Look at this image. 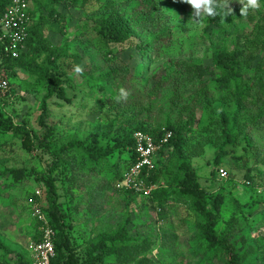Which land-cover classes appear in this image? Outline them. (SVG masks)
Masks as SVG:
<instances>
[{
  "label": "trees",
  "instance_id": "obj_1",
  "mask_svg": "<svg viewBox=\"0 0 264 264\" xmlns=\"http://www.w3.org/2000/svg\"><path fill=\"white\" fill-rule=\"evenodd\" d=\"M61 1H71L72 6L78 7L82 0H33V7L38 4V8L37 10L31 8L30 11L31 22L26 49L18 59L0 52V68L26 70L34 75L39 83L47 84L48 98L57 96L61 100H66L67 91L62 80L60 63L67 58L65 49L68 44L66 43L64 51L59 53L57 49H52L50 42L43 35L46 28L64 33L66 16L55 8V2ZM9 2V0H0V12L4 11ZM204 2L205 0H124V2L107 0L106 5L101 6L102 8L96 13L100 17L94 18L91 33L95 34L97 41L105 47L132 44L133 47L139 48L138 53L142 55L143 60L146 55L156 58L161 55L165 47L170 45L172 38L170 24L173 16L168 13L166 7L172 8L176 4L178 8L184 9L204 5L207 21L216 27H223L224 19L229 14L224 2L222 0H207L205 4ZM47 3L50 11L46 16L42 7ZM254 26V37L249 42L248 48L256 52L259 62L253 77L247 78L244 74L245 48L241 49L237 43L238 46L234 49L223 47L213 51L214 67L193 60L171 61L170 66L176 68L175 76L162 67V70L153 75L156 81L153 88H150L144 80V74L141 77L130 76V79L125 77L121 80L118 84L116 100L119 110L114 111L117 118L112 120L110 125L113 128L118 122H123V129H120L121 134L117 133L113 138L111 136L114 133L111 131L105 134L94 132L85 140L75 139L66 144H58L59 142L55 140L54 128L49 125L46 102L41 107L38 120L39 126L45 132L42 138L26 126H17L0 112L1 132L13 133L14 136L21 137L24 145L29 149L32 143L36 142L38 148L51 159L44 178L40 180L45 187L46 203L41 209L56 232L54 242L56 257L52 264H156L148 258V255L154 247L166 245L162 241L166 235L160 236L159 244L153 240H138L130 234L129 219L117 233H100L88 242L78 244L73 236L74 225L71 213L75 201L69 192L70 183L77 182L70 177L74 176L78 168L85 169L86 165L90 164L88 171L100 175L103 169L110 166L112 160L113 163L109 167L113 172L112 179L117 185L120 184L124 175L136 162L134 135L137 132L150 134L159 143L164 128L171 131L174 136L169 144L161 148L156 158V168L150 172L147 179L148 184L156 186L157 189L151 197L143 199L157 207L163 219L166 217L164 212L168 203L174 202L175 205L186 206L189 210L190 222L195 225L197 237L205 247V252L215 253L214 255L225 264H240L243 247H247V251L254 249V245L248 241L247 232L252 234L256 226L255 221L251 217L248 219L244 216L249 224L245 228L240 226L241 221L230 216V211L237 206L241 213H245L244 206H240V202L233 196L227 198L219 193L213 198L210 197L207 189L202 187L199 174L193 164L194 159L203 157L207 144L214 143L216 153L211 174L213 179H217L219 168L230 157L242 169L248 171L245 185L251 198L258 200L257 203L264 202V193H258V188L264 187V172L256 174L252 168V164L259 163L261 153L258 155L254 150L250 137L256 129L264 128V13ZM87 28L90 26L88 25ZM42 55H45V58L40 62L39 58ZM140 63L142 73L151 66L148 62ZM218 73L220 78L217 79V89L222 88L226 97L222 105L215 108L211 100L212 88L207 83L206 77H216ZM122 75L119 71L110 69L101 76L100 82H104L106 86L113 85ZM191 86L196 88V92L185 97L183 92ZM168 89L172 90V96L169 98V107L164 109L165 119L160 120V122L164 121V124L162 127L153 128V118L160 104L157 98ZM98 90L107 91L105 87H99ZM198 106H202L209 114L210 122L203 129L206 134L196 139L194 131ZM242 138L246 140L245 146H242L245 143L241 141ZM193 140L197 142L195 146L192 144ZM240 146L244 151L243 156L235 155V150ZM126 152L129 154V160L121 162L120 156ZM117 158L119 162L115 163L114 159ZM8 173L13 176L15 183L30 177L24 170L13 169ZM227 179L222 180L226 182L230 178ZM60 184L64 185L66 195L70 196L69 205L67 202H62ZM121 191L135 198L141 197L131 191ZM237 234L240 235L239 238L236 237ZM41 240L39 232L35 242ZM240 242L242 245L239 244ZM0 250H3L7 257L11 255L17 257L15 264H33L30 254L26 257L14 253L5 247L1 240ZM3 264L12 263L5 261Z\"/></svg>",
  "mask_w": 264,
  "mask_h": 264
},
{
  "label": "rangeland",
  "instance_id": "obj_2",
  "mask_svg": "<svg viewBox=\"0 0 264 264\" xmlns=\"http://www.w3.org/2000/svg\"><path fill=\"white\" fill-rule=\"evenodd\" d=\"M124 2V0H117ZM229 9L228 16L224 19L223 27L219 28L207 21V12L204 5L199 7H186L184 9L166 7L173 16L170 24L172 34L171 43L161 51V55L144 57L140 55L139 48L132 44L105 47L97 41L95 34L91 33L96 14L105 6L107 0H82L78 7L72 6L71 1L55 2V8L66 16V28L64 33H57L46 28L44 37L50 42L52 49L62 53L66 47L67 58L61 61V74L67 91V101L57 96H49L47 84L39 83L37 78L23 69L0 68V81L6 80L8 88L0 90V112L6 119L12 120L17 126H26L29 130L43 137L44 130L39 126L38 120L41 107L44 102L48 105L49 125L54 128L55 140L58 144L68 143L71 140H85L90 134L109 131L114 133L113 138L120 129L122 123L118 122L111 128V121L115 120L117 107L118 84L121 80L145 75V81L150 88L156 85L153 75L168 69V73L175 76L176 68L170 66L174 60H193L213 66V51L217 48L229 47L245 48L244 59L246 62L245 76L253 77L255 67L259 62L256 52L249 49L255 30V22L264 13V1L258 0H222ZM207 2L205 0L204 4ZM51 5V4H50ZM37 10L38 4L31 6ZM50 6L42 7L44 14L48 15ZM104 10V9H102ZM90 28H87V26ZM238 43V44H237ZM45 55L39 58L41 62ZM148 62L150 67L142 73L141 63ZM111 70L122 73L113 85H105L100 82L101 76ZM165 76V74H163ZM216 77H206L207 83L212 88L211 100L215 108L220 107L225 101L226 93L222 88L217 89ZM158 86V85H157ZM99 87H105L107 91H99ZM255 91V90H254ZM196 92V88L189 87L184 96L189 97ZM256 93V91H255ZM171 94V95H168ZM172 90L168 89L159 95L156 116L153 118L152 127H162L165 119V108L169 107V98ZM141 107L139 106L138 109ZM128 114L127 112H124ZM197 123L194 136L198 139L206 134L203 129L209 124V114L202 106H198ZM179 114V113H178ZM123 120V119H122ZM187 118L185 119V121ZM121 134V133H120ZM254 150L261 153L259 163L252 164L254 173L264 172V128L256 129L250 134ZM213 140V139H212ZM245 146L246 140L241 139ZM212 143V142H211ZM36 144V145H35ZM193 146L197 144L193 140ZM214 143L207 144L203 157L194 159L202 187L207 189L212 198L217 194L233 196L244 206V212L234 206L230 216L238 218L244 228L251 217L256 226L252 234L247 232L248 241L254 245V249L247 251L242 249V262L240 264H264V202L251 198L247 189V170L228 157L219 169H225L229 174V181H223L217 175L212 177L214 169L215 149ZM263 153V155H262ZM256 155V152L254 153ZM235 155L243 156L242 147L235 150ZM128 152L122 153L120 161L129 160ZM119 158L114 162L117 163ZM51 159L38 144L32 143L31 148L25 146L21 137L13 133L0 131V240L4 246L14 253L24 256L30 254V245L40 232L39 223L34 213V207H45V187L41 182L44 178L47 166ZM113 160L110 163L112 165ZM109 166V167H110ZM109 167L102 173H90L86 165L85 169L76 170L70 177L76 183H70V194L74 198L72 204V222L74 225L73 236L78 244L88 242L92 237L100 233L114 234L121 230L122 225L129 219L131 236L138 240H153L159 244L161 235L165 246H157L149 253L148 258L156 264H225L216 257L213 252H205V247L197 237L195 225L190 222L189 210L184 205L168 203L164 213L160 216V210L143 198H135L119 189V185L112 179L113 172ZM24 170L28 178L15 183L9 170ZM228 180V179H227ZM62 202L69 205L70 196L66 195L64 185L60 184ZM38 192L41 196H38ZM213 200V199H212ZM163 213V214H164ZM229 216V217H230ZM165 220V221H162ZM251 234V235H250ZM240 237L239 234L236 235ZM161 241V242H162ZM239 244L242 245V242ZM5 256L0 250V264L5 261L16 263L17 257ZM114 264V263H109Z\"/></svg>",
  "mask_w": 264,
  "mask_h": 264
},
{
  "label": "built area",
  "instance_id": "obj_3",
  "mask_svg": "<svg viewBox=\"0 0 264 264\" xmlns=\"http://www.w3.org/2000/svg\"><path fill=\"white\" fill-rule=\"evenodd\" d=\"M5 1V0H3ZM9 5L0 12V52L18 59L26 49L29 38V25L31 22V6L33 0H9ZM8 82L0 81V90H6ZM162 139L156 142L153 136L143 132L134 135L136 162L124 175L119 189L134 192L142 198L151 197L157 189L156 186L147 182L150 172L156 168V158L161 148L172 140L173 133L162 129ZM221 179L229 177L225 169L219 170ZM258 193H264V187L258 188ZM38 196L41 193L38 192ZM34 213L40 225L42 240L31 243L30 258L33 264H52L56 257L55 237L56 232L50 225L49 219L39 204L34 207Z\"/></svg>",
  "mask_w": 264,
  "mask_h": 264
}]
</instances>
